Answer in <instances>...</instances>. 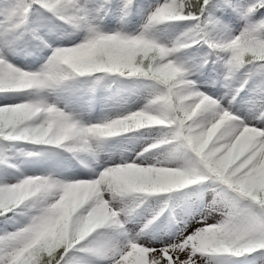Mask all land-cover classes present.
Listing matches in <instances>:
<instances>
[{"label":"snow or ice","instance_id":"obj_1","mask_svg":"<svg viewBox=\"0 0 264 264\" xmlns=\"http://www.w3.org/2000/svg\"><path fill=\"white\" fill-rule=\"evenodd\" d=\"M0 264H264V0H0Z\"/></svg>","mask_w":264,"mask_h":264}]
</instances>
